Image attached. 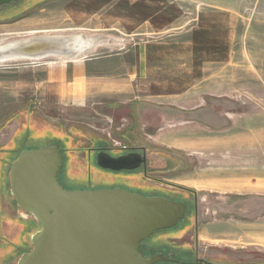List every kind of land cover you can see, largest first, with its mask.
Listing matches in <instances>:
<instances>
[{"label":"rangeland","instance_id":"1","mask_svg":"<svg viewBox=\"0 0 264 264\" xmlns=\"http://www.w3.org/2000/svg\"><path fill=\"white\" fill-rule=\"evenodd\" d=\"M77 1L23 0L0 8V46L35 35H78L89 46L87 52L104 43L98 50L102 53L128 47L118 31L92 32L98 29L96 19L90 26L86 18L79 21L80 27L71 25L72 13L77 18L79 11L85 10L77 8L87 6L85 1ZM168 1L182 6L189 18L218 4L237 5L239 23L233 28V41L228 43V60L209 73L206 82L210 86L203 95L211 109L218 100L217 123H194L176 116L167 126L172 136L158 130L151 138L138 130V142L132 144L123 137L130 117L116 106L50 105L37 91L22 85L23 81L34 82L30 62L0 64V128L9 124L7 133L14 131L7 147L2 142L6 130L0 133V264H17L31 251V237L40 229L10 195L11 164L21 152L50 144H57L63 154L59 178L63 188L110 190L111 184H122L147 197L186 202L184 219L143 241V255L171 256L180 264L203 260L211 264H264V0ZM187 127L201 129L195 141L179 134ZM165 140L174 146L164 144ZM215 140L218 147L206 153L190 148L193 143ZM100 146L119 152L130 147L144 151L146 176L142 169L114 175L94 165L89 171L87 150ZM212 170L220 173L218 181L208 183L198 177ZM221 178L239 188H225L230 185L225 180L220 187Z\"/></svg>","mask_w":264,"mask_h":264},{"label":"crops","instance_id":"2","mask_svg":"<svg viewBox=\"0 0 264 264\" xmlns=\"http://www.w3.org/2000/svg\"><path fill=\"white\" fill-rule=\"evenodd\" d=\"M80 1L87 6L76 3L80 5L77 11L85 10L79 11L77 18L72 13L71 25L80 27L79 21L86 18L90 26L96 19L98 29L92 32L118 31L127 39L128 47L102 53L98 50L105 47L104 43L74 60H40L30 67L34 70V82L23 81L24 88L37 91L50 105H107L112 109L116 106L130 117L123 137L132 144L138 142V130L151 138L158 130L165 132L166 137L172 136L167 126L176 116L194 123L218 122V100L211 109L203 95L210 86L206 82L209 73L228 60V43L233 41V28L239 23L237 5L218 4L189 18L182 6L168 0L77 2ZM10 127L8 124L0 128V133L6 130L2 141L5 147L10 145L14 133L13 129L12 135L7 133ZM198 130L201 129L187 127L179 134L195 141L200 136ZM165 143L174 146L169 141ZM217 147L218 140L190 145L204 153ZM217 171L199 173L198 177L209 180L208 183L218 181ZM220 180V187H224L222 184L228 178ZM228 182L230 185L225 188H239L233 181Z\"/></svg>","mask_w":264,"mask_h":264},{"label":"water","instance_id":"3","mask_svg":"<svg viewBox=\"0 0 264 264\" xmlns=\"http://www.w3.org/2000/svg\"><path fill=\"white\" fill-rule=\"evenodd\" d=\"M17 1L0 0V7ZM48 36L14 40L13 44L18 46L14 52L24 54L21 59L31 64L46 58L74 60L88 53L73 58L55 55L53 51L32 53L24 47L51 38ZM62 37L75 42L74 35ZM35 55L41 56L36 59ZM145 163V155L130 154L114 159L100 152L97 156L99 168L115 172L136 170ZM62 167L57 144L23 151L11 164L10 195L16 206L31 215L40 227L31 237V251L22 255L17 264L179 263L160 254L143 257L140 246L154 233L172 229L182 221L186 204L122 189L67 191L58 182Z\"/></svg>","mask_w":264,"mask_h":264},{"label":"bare ground","instance_id":"4","mask_svg":"<svg viewBox=\"0 0 264 264\" xmlns=\"http://www.w3.org/2000/svg\"><path fill=\"white\" fill-rule=\"evenodd\" d=\"M48 37H51V38H48L45 41H35L31 44L25 45L24 47L29 48L28 50H32L33 51L32 53L40 52V50L53 51L54 53L56 52L55 55H61V56L73 57V58H75L74 56L77 54L78 55L79 54H85L89 49V46H87L84 43V41L82 40L81 36H78V35L73 37V39H75V42H70L69 38L62 37V35H49ZM53 37H55V38L53 39ZM87 38H89V37H87ZM14 42L15 41L10 42V43L8 42V44L5 43L7 45L0 46V60H3L1 64L8 63V62H16V61L22 60L21 58H23L24 54L14 52V49H16V47H18V46H15L17 43L13 44ZM22 42H24V41H22ZM25 42H28V41L26 40ZM89 43L92 44L93 42L91 43V41H90ZM28 50H26V51H28ZM35 56L37 59L41 55H35ZM5 60H7V61H5ZM30 60H31V57H30L29 61ZM22 61H24V60H22ZM201 176H202V174H201ZM218 176H220V173H218V175L216 174L215 179H218ZM204 177H207V176H204Z\"/></svg>","mask_w":264,"mask_h":264},{"label":"flooded vegetation","instance_id":"5","mask_svg":"<svg viewBox=\"0 0 264 264\" xmlns=\"http://www.w3.org/2000/svg\"><path fill=\"white\" fill-rule=\"evenodd\" d=\"M88 151V154L90 155V158L88 159V163H87V168L89 169V171H91L92 170V168H93V166L94 165H96L97 167H98V165H97V156H98V154L100 153V152H103V153H105L106 155H108L109 157H111V158H114V159H116V158H119V157H122V156H125V155H130V154H135V155H140V156H142V155H144L145 154V152L144 151H138V149L137 148H129V149H126V150H124V151H121V152H119V151H115V150H113V149H110V147H108V146H100V147H93V148H90V149H88L87 150ZM61 154H62V152H61ZM146 158V157H145ZM62 160H63V154H62ZM64 162V161H63ZM146 163H147V161H146ZM146 163H145V165H146ZM145 165H142V166H140L138 169H142L143 170V172H144V175L146 176V172H147V169H146V166ZM99 168V167H98ZM62 169H63V167H62ZM62 169H61V171H60V173H59V175H58V182H59V184H60V180H59V178H60V176H61V173H62ZM100 170H102V171H104V172H107V173H109V174H114V175H117V174H121L122 172H125V171H120V172H115V171H110V170H105V169H101V168H99ZM132 171V170H131ZM91 185V184H90ZM87 187H90V188H86V189H83V190H96V189H94V188H91V187H94V186H87ZM116 188H118V189H122V190H126V191H129V192H131V193H134V194H139V195H142V196H145V197H147V195H145V194H143V193H140L139 192V190L137 189V188H135V189H133V188H131V187H128V186H125V185H122V184H120L119 186H117L116 184H111V186H110V189H116ZM64 189H66V190H70V191H74V190H81V189H79V188H75V189H67V188H64ZM140 254H141V256H146V255H143L142 253H141V247H140ZM150 256H153V255H150ZM171 257V256H170ZM172 259H174V260H178V259H175V258H173V257H171ZM164 263H171V264H180L181 262H179V263H173V262H163V264ZM158 264H162V263H158ZM195 264H211V263H209V262H207V261H200V262H197V263H195Z\"/></svg>","mask_w":264,"mask_h":264},{"label":"trees","instance_id":"6","mask_svg":"<svg viewBox=\"0 0 264 264\" xmlns=\"http://www.w3.org/2000/svg\"><path fill=\"white\" fill-rule=\"evenodd\" d=\"M21 1H23V0H19V1H17V2H15V3H11V4H9V5H6V6H2V7H0V8H6V7H12V6H14V5H16V4H19ZM173 187V186H172ZM173 188H176V189H178V190H181V191H185V192H188V193H191V191H189L188 189H186V188H182V187H173ZM68 191V190H67ZM70 191V190H69ZM180 202H183L184 204H186V202L185 201H181V200H179Z\"/></svg>","mask_w":264,"mask_h":264}]
</instances>
